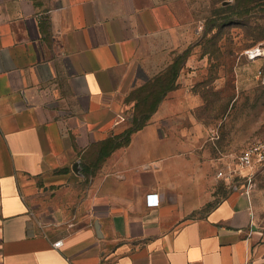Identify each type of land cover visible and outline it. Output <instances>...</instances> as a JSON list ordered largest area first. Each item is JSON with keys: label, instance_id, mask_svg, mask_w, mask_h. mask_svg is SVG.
Instances as JSON below:
<instances>
[{"label": "crops", "instance_id": "obj_1", "mask_svg": "<svg viewBox=\"0 0 264 264\" xmlns=\"http://www.w3.org/2000/svg\"><path fill=\"white\" fill-rule=\"evenodd\" d=\"M185 17L179 0H0V264H264L244 193L215 199L195 59L110 148L190 43Z\"/></svg>", "mask_w": 264, "mask_h": 264}, {"label": "rangeland", "instance_id": "obj_2", "mask_svg": "<svg viewBox=\"0 0 264 264\" xmlns=\"http://www.w3.org/2000/svg\"><path fill=\"white\" fill-rule=\"evenodd\" d=\"M232 1L179 0L187 26L195 33L187 47L174 56L176 61L195 59L186 66V80L196 97L194 114L209 127L208 144L225 154L216 173L236 169L241 150L264 138V6L252 5L247 20H237L247 25L233 24L220 38H213L217 29L209 28V22ZM253 48H260L262 53L250 58L247 51ZM145 92L136 90L130 95V100L140 97L133 106L134 114H143L152 107L154 96L146 97ZM213 188L215 199L232 190L242 191L251 207L249 230L253 231V226L257 242L264 239V162L241 169L230 180L217 176Z\"/></svg>", "mask_w": 264, "mask_h": 264}, {"label": "trees", "instance_id": "obj_3", "mask_svg": "<svg viewBox=\"0 0 264 264\" xmlns=\"http://www.w3.org/2000/svg\"><path fill=\"white\" fill-rule=\"evenodd\" d=\"M256 4H260L264 6V0H233L231 4L222 6L218 11L219 14L209 22V26H210L209 28L217 29L214 35H212V37L220 38L222 33L226 32L224 29L232 26L233 24L247 25L248 24L247 22L244 23L243 21L240 23L237 20H239L240 18L243 20H247L246 14L248 10L251 9L252 5H256ZM183 62H184V59H181L180 61L175 60V63L173 65H170L169 68H167L163 73L159 74V76H157L153 81L146 83L144 86L140 87L137 90V92L140 94L146 91L147 92L146 97L154 96L152 107L150 108L149 111L143 114L136 112L134 114L133 125L129 129L124 131L122 134L117 136V137H121L122 141L115 142L114 144L110 146V148H113L119 145L120 143H126V141L129 138V135L134 130H136L137 128H139L145 123V121L150 116L151 112L156 109L162 96H164L168 90L175 87V79L178 75V71L180 67L182 66ZM156 88H157V91L155 90ZM155 91H156V94H154ZM135 98H136L135 106H137L138 102H140V97L135 96Z\"/></svg>", "mask_w": 264, "mask_h": 264}, {"label": "built area", "instance_id": "obj_4", "mask_svg": "<svg viewBox=\"0 0 264 264\" xmlns=\"http://www.w3.org/2000/svg\"><path fill=\"white\" fill-rule=\"evenodd\" d=\"M260 48H253L247 51L250 58L257 57L260 55ZM264 162V138L260 141L252 143L245 148H243L237 158L236 169L228 168L226 171H218L217 176H223L224 179L230 180L233 175L240 174L241 169H251L256 164ZM145 202L148 206H155L159 203V198L157 193H148L145 196ZM56 246L61 244V241H56L54 243ZM243 264H254L251 260L245 261Z\"/></svg>", "mask_w": 264, "mask_h": 264}]
</instances>
